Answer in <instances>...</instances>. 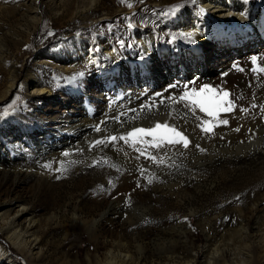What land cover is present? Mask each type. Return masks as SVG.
Segmentation results:
<instances>
[{
    "label": "rangeland",
    "instance_id": "374dc122",
    "mask_svg": "<svg viewBox=\"0 0 264 264\" xmlns=\"http://www.w3.org/2000/svg\"><path fill=\"white\" fill-rule=\"evenodd\" d=\"M173 1L168 7L160 0L154 6L150 0H98L89 8L87 0H35L33 12L27 0H0V155L5 160L0 164V201L23 198L28 218L35 221L42 255L31 264H87L88 229L94 220L101 222L97 233L106 234L99 245L110 243V232L117 230L118 239L132 251L143 246L136 256L144 264L165 260L164 251L180 253L186 243L202 254L206 242L214 247L242 224L249 225L254 238L262 234L264 147L246 154L221 150L227 137H218L211 116L200 117L209 121L206 127L211 130L204 132L197 126L201 119L193 123L178 112L174 99H162L136 117L113 121L89 142L65 151L68 155H48L42 162L29 159L25 170L15 165L29 140L43 129H53L66 110L89 111L99 94L114 102L119 86L135 78L146 85L155 72L179 73L181 64L172 54L180 51L182 37L171 24L178 8L195 0ZM145 22L154 26L160 45L169 50L164 57L161 46L157 49V60L146 63L152 66L147 76L141 72L146 58L136 50L134 37V23ZM263 22L254 40L243 31L225 29L219 49L210 47L207 57L226 60L237 75L263 67ZM191 50L181 48L185 53ZM252 57L257 58L255 65ZM213 81L217 94V88L226 89L229 77L216 76ZM32 86L46 88L50 95L35 96ZM192 88L198 91L201 86L186 90ZM227 102L224 99L221 106ZM160 115H167L168 124L188 137L189 146L150 147L141 158L147 163L120 158V145L126 143L119 137L133 128L154 127L138 122ZM112 136L118 139L111 141ZM98 139L105 140L103 146ZM112 195L135 214L122 218L128 214L112 209ZM3 210L12 215L15 208ZM253 251L259 255L260 250Z\"/></svg>",
    "mask_w": 264,
    "mask_h": 264
},
{
    "label": "bare ground",
    "instance_id": "6f19581e",
    "mask_svg": "<svg viewBox=\"0 0 264 264\" xmlns=\"http://www.w3.org/2000/svg\"><path fill=\"white\" fill-rule=\"evenodd\" d=\"M87 1L89 8L98 3V0ZM150 1L151 6H154L157 0ZM160 1L167 3L168 7L175 3L173 0ZM27 2H30L31 9L36 12V7H32L35 0H27ZM168 10L171 9L168 8ZM147 13L149 15V12ZM263 19L264 0H195L192 5H182L173 18L174 24L171 25L177 28V33L182 37L181 48L185 45L187 49L194 50L185 53L180 48V51H175V54H172L174 62L181 64L179 73H172L169 76V72H155L154 75L149 76L150 80L146 85L142 84V78H135L134 83L130 80L127 84L119 86V95L114 102L107 101L102 94H99L94 100L95 107L89 111L80 107L69 108L70 110L63 113L53 129H43L29 140L26 151L20 155L15 165L22 164L23 169L24 167L28 169L27 160L29 159H37L42 162L48 155L57 158L56 156L63 155L65 151L82 146L96 137L99 132L96 130L97 128L102 130L109 127V124L115 120L136 117L147 105L161 103L162 99L178 100L184 91L191 90H186L187 86L200 85L202 88L208 85L215 89L217 86L213 79L216 76L225 78L226 75L229 77L226 89L217 88V94L223 97V92L229 93L224 99H227L228 102L231 101V104L227 102L224 107H229L230 110L219 111L209 118L218 137L222 135L227 137V142L219 147L226 152L241 154L262 150L264 147V111L261 109L264 108V71H260V69L264 66L250 68L246 70V74L237 75V71L230 67L226 60H223L224 62L218 61L219 59L214 60L215 56L207 57V52L210 47L219 49L225 29L243 31L249 39L254 40L252 36L260 31ZM134 37L136 50L146 58L141 63V68H143L141 72L147 76L149 72H152V66L147 67L146 63L151 64L152 61L157 60L159 55L157 49H160V46L162 56L166 57L169 54L168 46L164 48L163 44L160 45L154 26L149 22L134 23ZM209 44L211 45L209 46ZM170 50L174 51L175 49L170 47ZM192 52L193 55H191ZM185 58H190V62L188 63V59ZM172 85H176V87H171ZM11 86L12 84L9 85L10 88ZM30 93L40 97L50 95L48 89L37 86H32ZM184 103L186 101L176 103V109L178 112L180 110L187 114L193 123L200 120L197 117L207 116L198 108L193 115L192 111L184 107ZM171 107L175 109L174 106ZM224 120H227L228 123H221ZM146 122H151L153 125L156 122L168 124V116H156L150 121L140 119L138 125L142 126ZM151 143L152 141L146 137L138 139L134 145L132 140H128V143L120 145L122 155L118 156L125 157L127 162L131 161V164H134L135 159L142 160L141 158L144 156H137L141 155L137 149L143 152L149 150L152 147ZM101 146L103 145L101 144ZM150 152L152 151L150 150ZM3 161H5L3 155H0V164ZM142 161L147 163V160ZM112 196V200H110L112 209L118 214L120 210L128 214L122 218L135 214L134 210L130 209L131 207L128 208L123 204L120 205L121 202L113 201L118 197L117 195ZM4 208H15V211L11 215L8 210H3ZM22 218L23 222H20ZM100 225L99 220H94L89 225L90 245L86 253L87 264H144L140 257L136 256V253L142 252L143 246L138 244L135 247L134 245L135 250L132 251L130 249L132 246L130 247L128 243L118 239L119 232L117 230L110 232V243L104 242L99 245V238L106 235L102 232L97 233ZM34 226L35 221L28 218L23 198L15 196L6 201H0V264H31L33 259L41 257L42 246L39 236L33 231ZM260 229L263 231L257 239L251 234L249 225L247 227L242 224L228 233V239L226 236L219 242L215 241L217 243L214 247L206 242L202 254L193 252V244L186 243L182 252L164 251L165 260L152 261L151 264H264V226ZM255 241L256 243H254ZM254 248L260 250L259 255L255 254Z\"/></svg>",
    "mask_w": 264,
    "mask_h": 264
},
{
    "label": "snow or ice",
    "instance_id": "6c2138e0",
    "mask_svg": "<svg viewBox=\"0 0 264 264\" xmlns=\"http://www.w3.org/2000/svg\"><path fill=\"white\" fill-rule=\"evenodd\" d=\"M251 60L252 63L255 65L257 58L252 57ZM240 70L242 71L243 69ZM253 70L255 71V69ZM260 71H264V68H261ZM171 87H176V85H172ZM228 95H229L228 92H223V97H221L220 95L215 94V89H212L208 85H205L204 87L200 88L198 91L196 88H192L190 91H184L183 94L179 97V99L174 100V102L180 103L186 101V103H184V107L192 111L193 115H195V110L198 108L200 112L206 113L207 115L210 116H214L219 111L227 112L230 110L229 107H221V105L224 103L223 98H226ZM228 103L231 104V101H229ZM146 107L148 110H151L153 105H147ZM241 110L246 111L245 109H241ZM261 110L264 111V108H262ZM197 119H201V123L197 126L200 127L202 131L209 132L211 130L209 127H206V125L209 124V121L202 120V118L200 117H197ZM221 123L227 124L228 122L227 120H224L221 121ZM96 130L100 131L99 128H97ZM161 130H163V132H161ZM236 130L239 131V129ZM143 137H152L151 146L155 148H161L164 146L165 143L182 144L184 148H187L190 143L188 137L182 131L178 130L176 127L171 126L167 123L162 124L160 122H156L154 127L133 128L125 135L120 136L119 139L124 140L125 143H128L129 138H132V143L134 145L138 139H142ZM109 139L111 141H116L118 137L112 136ZM96 143L104 144L105 140H100L97 141ZM200 150L204 151V149L202 148ZM137 151H140L141 155H144V152L141 151L140 149H137ZM65 155H68V153H65ZM150 158L155 159V157H150ZM46 167H48V165H46Z\"/></svg>",
    "mask_w": 264,
    "mask_h": 264
}]
</instances>
